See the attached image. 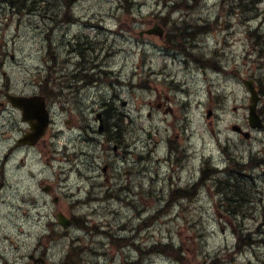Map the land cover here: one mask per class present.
I'll return each instance as SVG.
<instances>
[{"label": "rangeland", "instance_id": "1", "mask_svg": "<svg viewBox=\"0 0 264 264\" xmlns=\"http://www.w3.org/2000/svg\"><path fill=\"white\" fill-rule=\"evenodd\" d=\"M200 1L176 7L170 18H163L172 20L166 23V36L176 43L182 35L173 29H185L187 36L194 38L185 44H199L189 49L190 54L207 60L218 53L214 61L221 71L213 70V60H207L203 71L194 69L192 63L187 68L185 54L165 52L159 48L164 44L155 35L140 37V31L153 26L157 12L167 14L169 9L163 0H78L70 9H65L60 0H0V84L9 83L19 89L25 85L31 92L46 61L51 62L47 52H52L55 61L69 57L76 62L75 55L68 53L73 49L86 53L95 72L98 68L109 72L101 68V63L113 60L115 74L122 80V86L115 88L108 82L109 74H98L96 78L106 83L95 84L87 93L76 124L52 139L56 130L50 129L51 136L40 146L39 154L28 152L24 168L10 173L5 170L10 186L0 193V264H59L71 246L80 247L83 264H128L139 256L134 247L114 248L102 232L132 234L131 241L143 251L157 242H172L183 248L188 264H264V163L242 175V199L231 201L235 207L221 202V194L214 192L209 181L211 194L203 190L195 199H186L185 209L174 206L155 219L150 217L165 202L157 201L161 188L153 193L161 179L152 181L151 175L157 169L156 154L167 153V138L172 146L181 149L184 161L176 173L171 174L172 169L164 164L158 171L163 180L170 175L178 186L199 176L204 158L218 167L226 166L228 154L224 147L229 154L244 160L264 157V127L249 128V94L241 82L248 77L258 85L264 84V56L254 45L256 37L249 36V31L255 30L264 43V0H258L257 13L246 20L237 12L236 0ZM55 18L73 21L61 23ZM198 25L203 26L205 33L196 32ZM156 91L173 109L171 114L154 107ZM103 101L116 108L115 113L106 109L107 121L110 114L124 116L118 138L123 140L118 144L119 155L111 151L112 143L107 150L100 145L107 140V134H103L106 128L104 132L97 131L94 116L102 109ZM258 107L264 108V93ZM209 108H213V113L206 118ZM2 113L0 161L5 159L13 136L11 129L5 128L10 125V114ZM67 116L68 113L58 112L54 118L62 122ZM71 116H75V111ZM17 121L15 115L14 127ZM232 123L250 130V138L246 140L232 132ZM64 144L67 156L61 151ZM138 154H149L151 158L138 159ZM22 155L24 151L15 153V164ZM107 161H112L113 167L105 182L101 165ZM134 161L141 169L147 168L137 175L143 189L138 188L141 197H136L135 206L120 201L122 187L130 183L126 167ZM116 175L123 180L118 181ZM40 180L51 185V194L40 190ZM89 193L93 202L82 203ZM52 194L58 196L57 204L53 203ZM58 210L70 218L85 217L88 225L95 226L94 230L87 232L72 224L63 235L50 241L53 238L46 234L63 231L54 224ZM142 218L146 220L143 223L151 222L150 225L134 232ZM237 233L250 234L253 241L240 252H235ZM143 256L139 264H183L165 255Z\"/></svg>", "mask_w": 264, "mask_h": 264}, {"label": "flooded vegetation", "instance_id": "2", "mask_svg": "<svg viewBox=\"0 0 264 264\" xmlns=\"http://www.w3.org/2000/svg\"><path fill=\"white\" fill-rule=\"evenodd\" d=\"M73 54L76 56V62H72L70 58H66L62 61H58L53 63V66L56 68L57 71L52 72V65H49L48 62H46V65L44 66L42 70V74L38 77L35 83H33L34 88L36 90L32 91V94L40 95L44 98V102L46 105V108L49 111V121L48 125L46 127L45 133L42 135V137L34 143V145H28L25 144L27 148L32 149H40V146L42 144H46V140L49 139L51 136V133L48 130L49 128L54 129L56 127L57 121L55 120L54 116L58 114V112L68 113L69 115L75 111V116H67V118L64 120V123L67 126H72L73 124H76V120L79 116H81L83 110V103L82 100L87 96V93L94 87V76H95V67L93 63L89 61V58L82 57V53L79 52L77 49H74ZM100 66V64L98 65ZM106 73L103 70H100V68L97 69L96 74H103ZM56 74L57 80L59 81V84H54L52 80V75ZM15 94V95H28V92L24 91L23 89L16 88L13 86L10 87V84L8 83V86L6 83H2L0 85V113L3 111H6L10 114V118H14L15 111L18 113L19 118L21 117V109H18L14 107L8 100H7V94ZM31 95V94H29ZM156 105L159 107H163V104L161 101H157ZM43 108V107H42ZM111 108L113 113L116 112L115 107H111L110 104L104 103L102 105V109L98 110L95 113V116L97 113L101 114V117L103 119L104 129L107 128L106 126V112L107 110ZM107 109V110H106ZM38 113L40 112V109H37ZM40 114V113H39ZM94 116V118H95ZM10 122V119H9ZM20 123H22V129H20L21 136H23L26 133H32L33 131L30 130L31 126L30 123L24 122L20 120ZM13 124L11 125V131L13 132L14 127ZM10 128V125H6L5 128ZM56 132H60V128H55ZM114 136V135H113ZM113 136H111L113 138ZM18 142L13 141L9 147L7 148V152L5 154V159L0 161V177H2V174L4 172V166L6 163H8V166L10 168V157H13L15 149L18 148ZM117 143L113 144L111 149L113 151H117ZM103 149H108V141L105 140V142H101L100 144ZM82 152V151H81ZM83 153V152H82ZM84 157H87L88 154L84 153ZM22 162V161H21ZM76 165V164H75ZM108 165V164H107ZM77 166V165H76ZM1 181H0V188H1Z\"/></svg>", "mask_w": 264, "mask_h": 264}, {"label": "trees", "instance_id": "3", "mask_svg": "<svg viewBox=\"0 0 264 264\" xmlns=\"http://www.w3.org/2000/svg\"><path fill=\"white\" fill-rule=\"evenodd\" d=\"M21 3H25L26 0H16ZM74 1L76 0H61L63 2V5L65 9H67ZM165 3H167V0H163ZM191 1L196 0H172V4H168V7L170 8L169 11H167V14L163 15H157L158 18H169V15L171 12H174L176 7H187L191 5ZM202 1V0H201ZM200 1V2H201ZM232 2V0H230ZM199 2V3H200ZM230 2V6H231ZM198 3V4H199ZM235 3V2H234ZM197 4V5H198ZM237 4V12L244 17V20L250 18V14L257 13L258 11V0H236ZM249 15V16H248ZM248 16V17H247ZM203 28V26L201 27ZM174 31H180L183 32L185 29L176 27L173 29ZM255 30L249 31L250 38H253V36L256 37L254 41V45L258 49V52L262 53L261 56H264V43H261V40L259 39L260 35H256L254 32ZM264 41V36H263ZM259 92L264 93V84H261L259 82ZM259 112L264 116V108H259ZM264 163V157L263 156H252L248 163L244 164L241 163L240 160L230 158V165L232 164V168L229 169L226 173L222 174V176L216 175L215 178V188L221 190L220 192L224 194V201H226L229 205H233L232 207H235V204H231V201L238 202V200L242 199L240 190V181H243L244 178L242 175L245 172L249 171V168L251 167H257L260 164ZM214 174V171H210L209 169H202L199 181L204 182L205 179L209 177V175ZM193 186H196L194 184ZM83 227H85L84 223L81 224ZM87 228V227H86ZM109 243L116 249H119L123 247L127 243V238L123 237H116L114 234H109ZM253 241L251 240L250 234L240 235L237 233V243L235 245L236 251L243 250L246 246L251 245ZM80 247H72L71 250L68 252L64 260L61 262V264H83L80 259L81 253L79 252ZM150 251H154L157 253H163L168 256L174 257L175 259H178L182 262H185V258L182 255V248L180 246L175 247L172 244H163V243H156L152 245L149 249ZM144 253V252H143ZM142 253V254H143ZM142 257V256H141ZM140 260L132 261L130 264H137Z\"/></svg>", "mask_w": 264, "mask_h": 264}, {"label": "water", "instance_id": "4", "mask_svg": "<svg viewBox=\"0 0 264 264\" xmlns=\"http://www.w3.org/2000/svg\"><path fill=\"white\" fill-rule=\"evenodd\" d=\"M159 28L157 26H154L151 29L146 30L147 33H155L156 31H158ZM245 86L247 87V89H249V91L251 92V96H250V101L251 104L248 105L249 108V115H248V119H249V124L251 127H261L262 126V121L260 116L258 115V113L256 112V103L259 99L258 93L254 88V83L251 79L248 80H243ZM210 111L207 112V116L210 115ZM232 129L234 130H239V127L236 125L232 126ZM242 134L245 137L249 136L248 132H242ZM58 221L59 223H61L63 226H65L66 224L69 223V220L67 218H65L62 215H58Z\"/></svg>", "mask_w": 264, "mask_h": 264}, {"label": "bare ground", "instance_id": "5", "mask_svg": "<svg viewBox=\"0 0 264 264\" xmlns=\"http://www.w3.org/2000/svg\"><path fill=\"white\" fill-rule=\"evenodd\" d=\"M116 178L118 181L123 180L120 175H116ZM108 180H109V176L106 178V181H108ZM121 194H122V196H121L120 201H125V202L132 204V205H134L133 203H137L136 197H139V196L141 197V195L137 191H135L132 187H130L128 185H126L125 187L124 186L122 187ZM156 197H157L158 202H161L165 199V195H159ZM143 228H144L143 225L138 226L139 230H141Z\"/></svg>", "mask_w": 264, "mask_h": 264}]
</instances>
